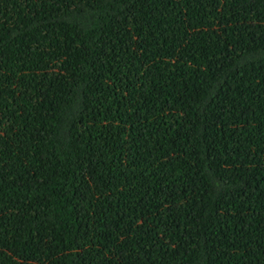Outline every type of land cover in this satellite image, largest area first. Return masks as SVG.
Returning <instances> with one entry per match:
<instances>
[{
    "label": "trees",
    "instance_id": "obj_1",
    "mask_svg": "<svg viewBox=\"0 0 264 264\" xmlns=\"http://www.w3.org/2000/svg\"><path fill=\"white\" fill-rule=\"evenodd\" d=\"M0 264H264V0H0Z\"/></svg>",
    "mask_w": 264,
    "mask_h": 264
}]
</instances>
